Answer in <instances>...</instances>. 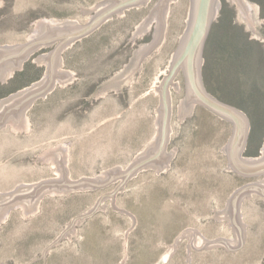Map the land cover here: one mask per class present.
Listing matches in <instances>:
<instances>
[{
    "label": "rangeland",
    "instance_id": "obj_1",
    "mask_svg": "<svg viewBox=\"0 0 264 264\" xmlns=\"http://www.w3.org/2000/svg\"><path fill=\"white\" fill-rule=\"evenodd\" d=\"M106 1L3 0L0 43L39 35L40 18L85 24L106 4L92 14L86 8ZM159 1L124 9L64 49L59 71L71 72L72 79L57 78L56 88L34 100L26 128L18 121L0 127V192L62 177L58 156L44 160V154L71 143L66 165L70 177L79 179L111 167L127 168L155 138L160 82L185 33L191 0H170L159 53L145 58V67L131 81H122V90L97 94L123 80L120 74L132 68L140 46L157 40L160 16L151 12ZM222 2L212 24L203 80L210 94L249 116L246 155L259 156L264 153V0L248 1L251 8H260L255 29L248 27L238 0ZM53 47L36 51L0 84V99L42 85L48 62L38 57ZM176 80L180 86H171L173 141L168 143V151L176 145L179 154L173 155V167L141 169L123 195L116 196L119 208H128L139 223L116 211L115 199L108 198V212L76 222L82 232L62 238L46 260L45 250L57 236L121 180L102 189L49 193L37 203V215H23L29 211L26 201H20L22 207L0 222V264H160L180 233L197 229L210 240L234 238L236 229L226 218L217 220V210L228 207L239 187L264 180V175L248 177L228 167L223 148L234 133L233 122L202 104L183 115V70ZM244 209L245 249H193L192 264H264V193L253 192ZM190 247L191 238H185L166 264H189Z\"/></svg>",
    "mask_w": 264,
    "mask_h": 264
},
{
    "label": "water",
    "instance_id": "obj_2",
    "mask_svg": "<svg viewBox=\"0 0 264 264\" xmlns=\"http://www.w3.org/2000/svg\"><path fill=\"white\" fill-rule=\"evenodd\" d=\"M248 27H256L260 8H251L249 0H240ZM106 7L93 16L87 23L76 20L60 19L39 20L35 35L27 42L0 43V84L8 81L10 75L22 68L25 61L44 47L54 44L46 54H40V61L48 62V71L42 85L35 83L16 93L0 99V127L18 121L26 128L32 103L41 99L54 88L56 80L72 79L71 72L59 71L64 49L98 28L104 21L124 9L134 5L148 4V0H107L86 13L92 14L100 7ZM170 0H160L152 10V15L160 16V25H155L157 40L140 46L132 68L123 69L120 76L123 80L108 85L97 94V98L105 96L110 88L122 90V81H131L136 70L145 67V58L159 53L166 23ZM222 0H191L185 33L175 49L167 72L160 82L159 103L157 114V131L155 138L146 146L133 162L127 167H111L110 169L79 179H72L67 169L68 147L74 143L55 149L44 154V160L58 156L62 177H53L31 184H21L14 191L0 192V222L6 223L11 212L21 208L20 201H26L29 213L23 215H37V203L49 193H67L79 190L102 189L118 181L120 183L111 192L101 195L96 205L87 212L74 218L66 231L45 250L44 259L48 260L51 249L60 246L62 238H76V222L83 223L98 211L108 212V198L115 199V210L138 221V216L128 214V208H119L117 195L126 191V183L133 181V176L141 169L161 171L173 167V155H179L177 146L174 151H168L169 141H173L172 99L171 86L180 84L176 80L178 73L183 70L186 75L187 100L180 102L182 114L191 115L196 104H202L209 110L230 120L234 124V133L230 143L223 148L228 153V167L248 177L264 175V153L259 156H247L246 148L250 132V121L236 105L219 100L207 90L204 83V71L214 19H219ZM0 0V9L3 6ZM152 20V19H151ZM150 22L143 31L148 30ZM142 31V32H143ZM119 76V77H120ZM43 160V161H44ZM253 192L264 193V180L253 181L239 187L231 196L226 209L217 210V220L226 218V224H232L236 229L234 238H219L210 240V236L199 231L191 230L180 233L177 245H171L169 256L160 264H166L179 244H185V238H191L189 264L193 262V249L224 245L236 251L245 249V209L244 201L253 198Z\"/></svg>",
    "mask_w": 264,
    "mask_h": 264
},
{
    "label": "bare ground",
    "instance_id": "obj_3",
    "mask_svg": "<svg viewBox=\"0 0 264 264\" xmlns=\"http://www.w3.org/2000/svg\"><path fill=\"white\" fill-rule=\"evenodd\" d=\"M239 1V3H240V6H242V4H241V1L240 0H238ZM248 4V3H247ZM250 7H251V5L250 4H248ZM243 8V7H242Z\"/></svg>",
    "mask_w": 264,
    "mask_h": 264
}]
</instances>
